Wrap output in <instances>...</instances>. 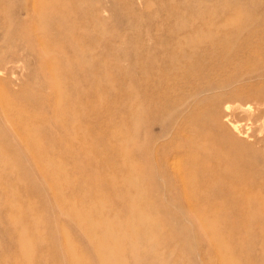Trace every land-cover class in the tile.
<instances>
[{
	"label": "rangeland",
	"instance_id": "1",
	"mask_svg": "<svg viewBox=\"0 0 264 264\" xmlns=\"http://www.w3.org/2000/svg\"><path fill=\"white\" fill-rule=\"evenodd\" d=\"M233 2L234 0H31L34 48L29 68L19 70L11 80L6 81L7 85H0V264H70L63 258L64 247L82 264H95L93 259L96 257L93 256L88 238L80 232L79 223L87 221L82 214L97 221L98 211L104 207L106 209L101 220L109 222V230L121 233L117 242H120L122 248L134 243L129 232L130 223L134 221L132 215H135L139 223H158L161 226L159 232L143 231L144 235H155L152 241L160 246H147L140 255L122 251L126 264H218L209 243L217 252L221 243L228 244L229 247L223 248L221 255L231 262L239 260L242 255L246 262L256 252H262L264 242L260 239L263 238L261 229L264 226V201L260 198V215H257L259 219L256 222L252 219L248 223L249 220L240 221L231 216L227 225L234 231L212 235L202 218L206 216L212 220L210 211L213 208L208 205L200 206L197 195L186 204L188 208H194L195 216L190 217L192 221L188 223L171 203L160 204V196L137 189L138 186L133 191L139 195L140 204L149 203L148 201L156 203L149 215L136 214V207H131L132 213L127 202H112L116 201L117 195L125 198L128 196L121 185L114 188L87 184L86 188H82L83 180L88 177H116L120 180L130 175L133 178L139 177L142 166L139 139L135 138L133 142L120 139L108 143L104 139H97V136L114 133L124 138L127 135L136 136L140 131V124L137 122H128L122 126L118 117L115 119L113 115L124 109L126 93L121 88L123 84L132 83L137 91L141 89L142 52L161 45L174 47L179 39L195 35L196 42L207 45L218 43L225 37L232 40L228 20L235 7ZM240 2L243 6L248 5V0ZM93 13L98 15L97 20L93 21ZM188 16L189 21L186 20ZM64 20L77 26L78 31L65 29L62 23ZM85 25L96 34L103 33L108 43L125 53L121 58L122 64L127 70L130 69L129 76L111 73L112 81H117L114 88H109L102 77L94 76L96 78L92 81L105 86L102 98L92 95L80 98L71 88V85L79 83L84 91L89 90L80 76V68H85L86 62L78 54L64 51L67 40H78L84 33L82 29ZM58 32L62 33L64 43L52 38ZM80 49L86 48L83 46ZM253 64L256 67L255 57L250 58L246 66L252 68ZM258 65L263 67L264 61ZM172 69L170 59L161 56L152 76L153 80L163 83V87H174L172 79L176 75ZM260 74H264V68ZM189 79L193 82V79ZM153 80H150V85ZM187 82L188 74L184 73L179 77L176 89L187 92ZM24 85L29 88H24ZM151 89L152 87L148 94H153L154 90ZM65 93L73 95L69 94L68 99H63ZM38 100L41 103L37 104ZM151 112H154V108ZM261 114L264 115V108ZM73 115L82 117L77 125L75 122V126ZM252 115L253 113L239 111L230 121L239 122L243 131L246 130L247 136L239 135L241 141L248 145L259 143L264 151V122L250 124L248 118ZM65 125L69 126L67 134L63 132ZM158 131L156 128L150 129L152 134ZM170 142L171 140L159 141L157 145H169ZM178 143L179 141H174L173 144L175 146ZM64 144L67 146L66 150ZM249 148L247 153H252V162L264 174V159L257 156L255 149L250 151ZM228 150L237 153L229 147L220 155L211 152L209 157H213L212 165H225L223 156ZM107 151L119 153L113 163L99 162L91 166L86 163L87 166L78 168L77 154L88 156L90 153V160L96 154L99 156L98 160H106L113 157V154H105ZM157 154L159 160L167 162L170 173L185 171L187 156L183 152L173 153L169 149H163ZM45 171L44 175H49L48 178L41 175ZM261 171L247 169L241 171L239 176L233 170L234 176L238 175L236 177L255 180L256 183L247 192L258 197L264 194V176L262 177ZM180 202L185 205L183 201ZM218 207L227 211L235 210L238 206L223 202ZM175 215L183 219V222L179 221V225L174 221ZM190 227L195 228L193 234L188 230ZM246 227H249L250 233L245 231ZM15 230L17 233L13 234ZM21 239L24 240L22 246L19 245ZM240 242L245 244L244 252L237 248ZM194 249L196 253L192 252Z\"/></svg>",
	"mask_w": 264,
	"mask_h": 264
},
{
	"label": "bare ground",
	"instance_id": "2",
	"mask_svg": "<svg viewBox=\"0 0 264 264\" xmlns=\"http://www.w3.org/2000/svg\"><path fill=\"white\" fill-rule=\"evenodd\" d=\"M233 3L235 7L228 20L232 40L225 37L218 43L207 45L196 42L194 37L197 35H195L179 39L174 47L161 45L142 52L141 89L137 91L135 84L132 83L123 84L121 88L126 93L124 109H120L113 115L115 119L118 117L122 126L128 122H134V124L137 122L140 124V131L136 136L127 135L124 138L114 133L97 136V139H104L108 143L120 139L129 142H133L135 138L139 139V143H141V147H139L140 162L142 164L139 177L133 178L130 175L122 180L116 177L101 179L88 177L83 180L82 188H86L87 184L114 188L121 185L128 196L125 198L117 195L116 201L112 202H121L122 204L127 202L130 206L128 209L132 210V213V208L136 207V214L149 215L153 212L156 203L148 201L149 203L140 204L139 195L134 194L133 191L134 187L138 186L137 189L141 188L145 192H154L160 196L162 199L160 204L171 203L178 209V214H182L188 223L192 221L190 217L194 218L195 216L193 215L194 208H188L186 204L189 199H194L197 195L199 198L197 203L200 206L208 205L213 208L210 211L212 220L207 219L206 216L202 218L212 235L233 232L234 229L227 225L231 216H235L240 221L249 220L248 223L252 222V219L253 222L259 219L257 218V215H260L259 198L264 201V194L260 197L249 194L247 189L256 183L255 180L236 177L238 175L234 176L233 170H236L238 174L247 169L261 171L252 162V153H247V151L248 147H250V151L255 149L258 153L257 156L263 159L264 151L259 143L248 145L241 141L239 135H246V130L243 131L239 122L231 123L230 120L239 111H243L247 114L253 113L248 118L250 124L264 122V115L261 114L264 108V74H260L264 66L259 67L258 65L259 62L264 61V0H250V2L248 0L247 6H243L240 0H234ZM31 12V0H0V85L2 86H5L6 81L17 74L19 70L29 68L30 56L34 48ZM97 16L96 13H93V21L98 19ZM189 19L188 16L186 20L189 21ZM55 20L60 21L56 18ZM62 23L65 29L73 32L78 31L77 26L75 27L70 21L64 20ZM82 30L84 33L78 40H67L64 51L68 54H78L86 62L87 66L80 68V76L85 80V86L89 90L84 91L83 86L78 83L71 85L72 92L77 93L80 98L91 97V95L102 98L104 93L102 89L105 86L92 81L96 78L94 76L102 77L106 80L109 88H114L117 81H112L111 73L129 76L130 69L127 70L122 64L121 58L125 53L120 52V49L114 44L108 43L103 33L96 34V32L87 29L86 25ZM98 35L99 38H97ZM52 38L64 43L63 35L60 32L54 33ZM83 46L86 49H80ZM161 56L170 59L173 64L176 75L172 79L174 87L166 88L163 87V83L153 80L152 76ZM254 57L256 58V67L253 64L252 68H248L247 61ZM184 73L188 74L187 92H182L183 89H176L179 77ZM189 78L193 79V82ZM150 80L154 81L152 85L149 84ZM23 87L29 88L27 85ZM151 87V91L154 90V92L148 94ZM69 94L65 93L63 99H68ZM36 103L39 104L41 101L38 100ZM153 108L154 112L152 113ZM158 113L164 116H157ZM73 116L75 126V122L77 125L82 117ZM229 123L230 125H228ZM151 128H156L159 131L152 134ZM63 132L66 134L69 132L68 125L64 126ZM26 134L29 137L27 132ZM164 140H171V142L169 145H157L159 141ZM174 141H179V143L174 146ZM228 147L236 150L237 153L234 154L228 150L223 156L225 165H212L211 158L213 159V157H209L210 153L216 152L220 155ZM64 149H67L65 144ZM163 149H169L173 153L183 152L187 156L185 171L176 170L170 173L167 162L158 159L157 152ZM107 153L113 154V157L98 160L99 156L95 154V157L90 160V153L88 156L81 154L78 156L77 154L76 164L80 169L87 164L90 166L99 162L110 164L119 154L111 151L105 152V154ZM46 172L41 174L42 177H49V175H44ZM261 173L263 177L264 174L262 171ZM262 181H264L263 178ZM188 189L190 191H187ZM180 201H183L185 205ZM223 202L238 207L235 210L226 211L223 208L220 210L218 204ZM105 209L104 207L98 211L99 219L97 221L93 217L86 218L85 214L81 213L87 221L83 220L84 222L79 223V230L86 239L88 238L93 256L96 257L93 259L95 264H126L122 251L140 255L147 246H160L152 241L155 235H144L143 231L159 232L161 226L158 223H139L136 221L135 215H132L134 221L130 223L129 232L134 238V243L129 247L122 248L120 242H117L121 233L109 230V222L101 220ZM173 218L176 225H179V221L183 222L179 215H175ZM89 224L91 225L89 226ZM204 228L205 226H203ZM188 230L193 234L195 228L190 227ZM245 231L250 233L249 227H246ZM261 231H263L262 237L264 238V226ZM12 233H17V230ZM263 238L260 239L261 242H264ZM23 243L24 240L21 239L19 245L22 246ZM208 246L214 257L217 258L218 264H264V243L262 252H256V255L249 257L246 262L243 260V255L234 262L222 257V250L229 247L228 244L221 243L218 252L213 250L211 243ZM244 247V242L237 245V248L242 252L245 250ZM248 249L251 250L249 246ZM63 250V258L67 263L82 264L75 259L74 254L69 252L67 247H64ZM192 252L196 253V250L194 249Z\"/></svg>",
	"mask_w": 264,
	"mask_h": 264
}]
</instances>
